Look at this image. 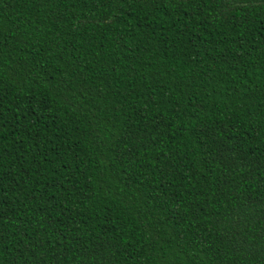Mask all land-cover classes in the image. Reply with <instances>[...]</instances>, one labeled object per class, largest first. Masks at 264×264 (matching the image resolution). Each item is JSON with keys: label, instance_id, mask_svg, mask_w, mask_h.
Wrapping results in <instances>:
<instances>
[{"label": "trees", "instance_id": "trees-1", "mask_svg": "<svg viewBox=\"0 0 264 264\" xmlns=\"http://www.w3.org/2000/svg\"><path fill=\"white\" fill-rule=\"evenodd\" d=\"M0 264H264V0H0Z\"/></svg>", "mask_w": 264, "mask_h": 264}]
</instances>
